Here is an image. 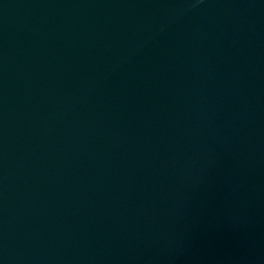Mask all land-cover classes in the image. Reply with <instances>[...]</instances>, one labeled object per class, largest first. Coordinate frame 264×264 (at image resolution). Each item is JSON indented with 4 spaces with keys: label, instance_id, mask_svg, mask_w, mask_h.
<instances>
[{
    "label": "water",
    "instance_id": "95a60500",
    "mask_svg": "<svg viewBox=\"0 0 264 264\" xmlns=\"http://www.w3.org/2000/svg\"><path fill=\"white\" fill-rule=\"evenodd\" d=\"M0 264H264V0H0Z\"/></svg>",
    "mask_w": 264,
    "mask_h": 264
}]
</instances>
